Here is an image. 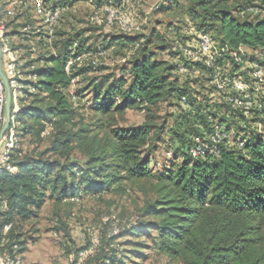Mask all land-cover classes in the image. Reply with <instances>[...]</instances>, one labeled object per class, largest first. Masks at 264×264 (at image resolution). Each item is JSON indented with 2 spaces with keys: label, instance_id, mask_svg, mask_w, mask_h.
Listing matches in <instances>:
<instances>
[{
  "label": "trees",
  "instance_id": "16d2710c",
  "mask_svg": "<svg viewBox=\"0 0 264 264\" xmlns=\"http://www.w3.org/2000/svg\"><path fill=\"white\" fill-rule=\"evenodd\" d=\"M71 1H65L66 8L51 41L43 46L41 59L28 58L30 43L21 54L24 67L33 64L34 69L33 77L24 80L22 94L16 100L15 129L25 130L38 141L48 139L49 144L44 149L36 145L33 152L12 149L9 161L14 172H0V251L10 249L15 242L22 252L13 225L18 219H28L47 198L55 202L67 199L71 203L76 201L71 198L97 196L115 183L149 181L154 199L146 201L141 212L135 214L139 222L122 227L118 240L142 227L155 232V248L167 258L166 264H264L262 85L259 91H252L261 108H253L249 117H244L229 101L233 88H218L210 77L211 68L195 62L194 76L176 73L175 64L183 59V45H178L170 60L164 59L161 53L168 49V39L155 31L145 38L141 33L113 37L112 46L122 51L127 60L118 71L106 73L98 69L105 56L103 47L87 46L88 38L82 39L71 27L64 29V21L74 22L69 15ZM89 1L97 9L120 0ZM252 5L264 7V0H160L155 10L184 23L186 27L170 26L188 38L184 45L194 43L198 33L209 34L218 48L224 49L215 60L216 66L220 69L217 64L230 59L236 69L228 76L235 77L248 50L257 58L249 64L263 62L259 54L264 53V15L246 12V7ZM15 20H20L21 36L25 19L15 17L10 22ZM73 40L78 41L80 48L104 53L96 67H78L70 73L64 70L66 49ZM239 48L245 52L242 63L228 52ZM248 68L252 70L251 66ZM98 70V75H92ZM201 70L207 73L211 84L207 89L202 84ZM78 78L79 87L70 89ZM194 80L198 88L202 84L203 92L190 86ZM253 82L251 72V89ZM159 104L172 106L176 111L162 142L165 150L172 151L171 163L154 174L145 153L161 140L164 123L147 120L136 128L118 127L108 116L129 108L152 111ZM10 110L13 114L12 95ZM253 115L259 117L255 124L260 128L250 132L243 127V134L233 141L228 138L216 156L195 161L190 158L188 148L194 137L203 136L216 126L227 131L225 122L248 121ZM45 130L47 135L42 134ZM238 138H245L241 147L236 144ZM76 147L84 151V162L74 155ZM146 216L150 219L146 220ZM6 224H10V229L4 232ZM109 229L110 224L103 220L94 228L100 244L81 264H119L125 254L124 244L118 242V248L110 247Z\"/></svg>",
  "mask_w": 264,
  "mask_h": 264
},
{
  "label": "rangeland",
  "instance_id": "374dc122",
  "mask_svg": "<svg viewBox=\"0 0 264 264\" xmlns=\"http://www.w3.org/2000/svg\"><path fill=\"white\" fill-rule=\"evenodd\" d=\"M10 1L0 0V11H4V8L8 7ZM124 1L126 5L124 10L128 12L135 24L140 25L141 28L139 30L124 32L116 26L106 25L103 20L104 15L102 14H98V21L100 23L90 22L89 17L96 11V8L89 0L71 1L69 15H72L74 22L70 24L64 21V29L69 30L71 27L77 32L76 35L81 36L82 39L88 38L87 46L94 49L103 47L105 56L100 59L99 68H97H102L106 73L118 71L119 67L127 60L122 51L116 47L114 48L111 42L113 37L122 34L132 36L141 33L144 38L151 31L165 34L168 39V49H165L161 53V56L164 59L170 60L171 54L177 52L178 45H184L183 42L188 39L176 29L172 30L170 26L172 24L174 26L184 27V23H180L167 12L162 13L160 10H155L154 7L160 4V0ZM255 4L259 5L258 2ZM0 18L8 26V33L13 39V45L22 54L29 43L22 40L19 34L18 28L20 20L10 22L12 18L5 17L3 13H0ZM183 30L186 31V28ZM43 46V43L38 42L29 46L27 49L30 47L34 48L36 57L41 59L40 56L43 55V50L45 49ZM246 55L248 57L240 69H238L236 77L241 81L249 83L252 72L248 68L250 67L249 63L252 59L257 58L249 50ZM217 65L220 67L221 74L226 76L236 69L234 68L235 64L230 59L219 62ZM97 72L99 73V70L92 75H98L96 74ZM201 73L203 74V87L207 89L211 85L207 78L208 75L202 70ZM195 80L190 86L203 92L202 84L198 88ZM77 81L81 80L79 78L74 79L70 89L73 90L79 87L80 82L77 84ZM261 85L263 89L261 93L264 95V77ZM200 98L201 100L203 99V94ZM174 111L176 110L172 106L159 104L153 107L152 111L129 108L121 113L115 112L108 117L110 120L113 118V124L118 127L136 128L147 120H151L153 123H164L161 140L145 153L150 161L149 168L152 173L156 174L162 172L171 163L169 161L171 155H167V152L171 150H165L162 142L167 136L168 129L172 125ZM258 119L259 117L253 115L248 121L241 120L237 123L235 120H229L225 122L223 125L227 129L229 141H233L237 136H241L245 130L243 127L250 132L260 128V126L255 124ZM15 137L17 145L13 149L20 148L26 152H33L36 145L40 149H44L49 144L48 139H40L38 141L35 139V136L21 128L15 129ZM74 155L81 162H84L86 158L84 151L80 147L74 149ZM176 160L179 161V157H176ZM154 197V189L149 181H134L125 182L124 184L115 183L105 188L97 196L85 194L71 203L67 199L55 202L51 198H47L41 203L40 208L28 219H18L16 224L13 225L14 235L22 243L21 258L25 264H70V259L75 255V251L87 245V234L93 231L94 228L96 229L100 226L104 217L114 215L118 219L130 218L132 215L141 212L144 203L154 199ZM145 219L149 220L150 217L146 216ZM139 229L135 232L127 233L118 240L120 244L123 242L125 252L119 264H166L167 258L158 254L155 248L153 241L155 232L153 230H142V227ZM54 231L57 234L56 236L53 235Z\"/></svg>",
  "mask_w": 264,
  "mask_h": 264
},
{
  "label": "built area",
  "instance_id": "2783aa9c",
  "mask_svg": "<svg viewBox=\"0 0 264 264\" xmlns=\"http://www.w3.org/2000/svg\"><path fill=\"white\" fill-rule=\"evenodd\" d=\"M66 0H11L8 7H5L3 13L5 17L25 19L23 26L20 27L21 39L26 40L31 45L37 42L43 44L49 43L53 37L55 25L59 19L60 14L66 8ZM125 1L120 0L118 3L105 4L94 11L90 20L96 23L98 21V14L104 15V23L109 26H116L119 30L124 32H131L139 30L140 25L135 24L130 15L124 10ZM155 5L154 9H157ZM246 12L264 15V7L248 6ZM27 19H30L28 21ZM35 39V40H34ZM13 39L8 33V28L4 21L0 18V45L2 52V69L6 75L10 93L14 101V112L11 115V126L8 133L4 136L0 144V172L4 169L13 173L15 167L9 161L10 152L16 145L15 128L18 122L15 119L18 106L16 103L17 97L22 94L24 87V80L33 77L31 71L34 65L30 64L24 67L25 59L21 57L20 51L12 46ZM67 59L65 60L64 70L70 73L74 68L89 67L94 68L97 66L99 59L103 56L102 51H93L80 48L78 41L73 40L67 46ZM227 50V49H226ZM183 59L178 60L175 64L176 73L181 76H194V63L200 62L201 64L211 68L210 77L212 82L218 88L232 87L234 94L229 98L232 106L238 109L244 117H249L250 111L253 108L260 109L261 103L254 97L253 92H257L261 88L264 76V53H260L263 62H253L250 64L252 68V78L254 79V87L251 89L249 83L241 81L236 76L222 75L219 68L215 64V60L220 56L223 48H218L215 42L207 33H198L194 43L186 44L180 48ZM236 61L242 63L245 52L242 48L237 51H228ZM29 59H35L34 48L30 49L28 55ZM191 65V67H189ZM253 91V92H252ZM181 102L185 104L186 100L182 97ZM4 103L5 93L2 81L0 79V128L5 120L4 117ZM47 135L48 130L42 132ZM228 139V132L224 127L216 126L210 132L203 136L194 137L193 143L188 148L190 158L195 161L207 156H216L219 152L220 146ZM245 138H238L236 140L237 146L241 147ZM171 155V151L167 152ZM71 198L70 200H75ZM104 222L110 224V229L107 232L109 239V246L118 248L119 241L118 235L123 226L130 227L139 222L137 215H132L130 218L118 219L114 215H109L103 218ZM10 229V224L3 227V231L7 232ZM56 236V232H53ZM88 244L73 255L70 259V264H81L84 262L88 255L93 254L100 244V237L94 231L87 234ZM0 264H25L21 258L19 245L15 242L12 243L10 249H3L0 251Z\"/></svg>",
  "mask_w": 264,
  "mask_h": 264
},
{
  "label": "water",
  "instance_id": "95a60500",
  "mask_svg": "<svg viewBox=\"0 0 264 264\" xmlns=\"http://www.w3.org/2000/svg\"><path fill=\"white\" fill-rule=\"evenodd\" d=\"M0 79L2 81L3 87H4V93H5V103H4V117L5 120L0 128V142L4 138L9 125L11 123V110H10V105H11V93L8 85V81L6 78V75L2 69V52H1V45H0Z\"/></svg>",
  "mask_w": 264,
  "mask_h": 264
},
{
  "label": "crops",
  "instance_id": "0c3cea01",
  "mask_svg": "<svg viewBox=\"0 0 264 264\" xmlns=\"http://www.w3.org/2000/svg\"><path fill=\"white\" fill-rule=\"evenodd\" d=\"M29 264V263H28Z\"/></svg>",
  "mask_w": 264,
  "mask_h": 264
}]
</instances>
